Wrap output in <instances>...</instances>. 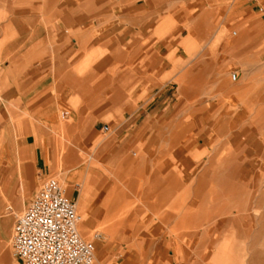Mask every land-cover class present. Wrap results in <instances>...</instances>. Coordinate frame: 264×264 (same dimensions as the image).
<instances>
[{
  "label": "crops",
  "instance_id": "crops-1",
  "mask_svg": "<svg viewBox=\"0 0 264 264\" xmlns=\"http://www.w3.org/2000/svg\"><path fill=\"white\" fill-rule=\"evenodd\" d=\"M237 41L264 43L261 1L0 0V244L9 216L55 174L75 186L83 233H109L89 240L97 264H204L203 242L221 264L222 231L234 242L264 231L255 176L247 207L223 201L260 156L252 130L233 123L250 116L207 99L227 80H179L190 55L201 70ZM96 132L114 143H95Z\"/></svg>",
  "mask_w": 264,
  "mask_h": 264
},
{
  "label": "rangeland",
  "instance_id": "rangeland-1",
  "mask_svg": "<svg viewBox=\"0 0 264 264\" xmlns=\"http://www.w3.org/2000/svg\"><path fill=\"white\" fill-rule=\"evenodd\" d=\"M250 1V0H247ZM264 6V0H259ZM261 15V13H260ZM236 28H232V32ZM241 35L232 34V40L236 41L241 38ZM238 42V41H237ZM259 42V41H257ZM238 42L237 43V53L230 57L228 54H222L220 57V62L212 63L202 60L201 70L197 68H191L197 62L194 60V56L190 55L186 60L190 66L186 70L187 77L181 78L179 80H227L229 87L226 92H223L221 87H210L208 90V100L213 102L214 109L227 108L229 112H235L239 108H244V114L249 115V118H243L239 120H233V123L237 125L244 126V128L251 129L253 132L252 140L254 143L253 152L260 153L258 159H254V165L252 168H247L248 173L246 178L241 181L240 188L235 192L231 193L229 199H223L225 204H228V208L236 209L235 205L240 204L242 207L248 206L247 194L249 187V182L253 176L256 178V196H260L262 193L260 189L264 190V43L261 42ZM193 44L197 50L203 49V43L199 42L198 38L193 39ZM248 45V46H247ZM231 62L230 67H224V64ZM204 66V67H203ZM201 76L196 77L197 74ZM237 74V79L232 78L233 74ZM196 77V78H195ZM104 121L110 123L111 121H116L119 123V120L115 117L103 118ZM251 136V135H249ZM247 136V137H249ZM91 139L95 143L105 142L108 144L114 143V135L105 134L102 132H96ZM239 140V139H238ZM230 149V148H229ZM262 154V155H261ZM86 159L90 158L92 155V149H89L85 152ZM113 178L116 179L118 185L121 189L125 187L122 177L121 181L118 180L119 170L118 168L110 169ZM240 173V169H239ZM57 178L63 187L66 189V195L70 197V192L74 189V185L66 184L65 180L60 178L57 174L51 176ZM221 178V177H220ZM217 179L214 183L215 189L220 190V182ZM249 183V184H248ZM231 192V190H229ZM133 193V192H132ZM136 193H134V196ZM135 203V201H134ZM253 207L260 206V200H255L251 204ZM27 208V207H26ZM25 208V209H26ZM141 208V207H140ZM139 208V209H140ZM22 210L19 214H13L9 216L11 222L9 223L8 230L5 235V244L2 246L0 244V264H21L17 258L12 244V234L15 223L18 217L25 211ZM260 219L261 216H257ZM5 220V218L3 219ZM82 223V222H81ZM81 223L79 224V232L85 240H95L98 237H101L102 234L108 233L103 227L98 228L89 232V235L86 236L82 229ZM258 226V225H257ZM264 231H254L253 235L250 236V240L247 238L248 232L240 231L237 232V240L239 242H234L231 238L229 231H222V237L220 241L221 245V255L225 258L222 259L221 264H264V237L261 238V234ZM109 234V233H108ZM245 239L247 242H245ZM96 245L98 242H95ZM102 243V242H101ZM128 242H108V245L113 244H123ZM190 247L191 242H183ZM208 242H203V246L200 248V252L204 256V264H212L214 257V248L207 244ZM209 246V247H208ZM216 248V247H215ZM194 250V249H193ZM191 250L189 255H191ZM96 257L98 258V247L97 251L95 250V262L97 264Z\"/></svg>",
  "mask_w": 264,
  "mask_h": 264
},
{
  "label": "built area",
  "instance_id": "built-area-1",
  "mask_svg": "<svg viewBox=\"0 0 264 264\" xmlns=\"http://www.w3.org/2000/svg\"><path fill=\"white\" fill-rule=\"evenodd\" d=\"M232 78L236 80L237 74ZM103 129L108 131L109 126ZM81 221L61 182L47 178L14 226L12 244L20 263L94 264L95 243L81 236Z\"/></svg>",
  "mask_w": 264,
  "mask_h": 264
},
{
  "label": "bare ground",
  "instance_id": "bare-ground-1",
  "mask_svg": "<svg viewBox=\"0 0 264 264\" xmlns=\"http://www.w3.org/2000/svg\"><path fill=\"white\" fill-rule=\"evenodd\" d=\"M231 184V183H230ZM233 192V191H232ZM239 227V226H238ZM249 264V263H248Z\"/></svg>",
  "mask_w": 264,
  "mask_h": 264
}]
</instances>
